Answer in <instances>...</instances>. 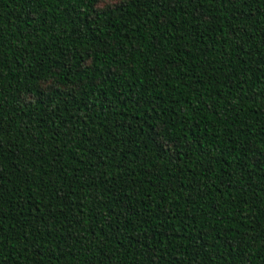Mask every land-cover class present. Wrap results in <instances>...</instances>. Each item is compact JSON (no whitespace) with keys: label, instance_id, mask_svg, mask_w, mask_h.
<instances>
[{"label":"trees","instance_id":"trees-1","mask_svg":"<svg viewBox=\"0 0 264 264\" xmlns=\"http://www.w3.org/2000/svg\"><path fill=\"white\" fill-rule=\"evenodd\" d=\"M0 264H264V0H0Z\"/></svg>","mask_w":264,"mask_h":264}]
</instances>
